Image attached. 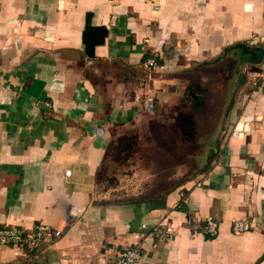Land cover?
<instances>
[{
  "label": "crops",
  "instance_id": "obj_1",
  "mask_svg": "<svg viewBox=\"0 0 264 264\" xmlns=\"http://www.w3.org/2000/svg\"><path fill=\"white\" fill-rule=\"evenodd\" d=\"M261 34L264 0H0V228L75 215L51 248L0 246V264H113L135 243L138 264H264ZM179 128L213 150L192 175L105 195L119 143ZM162 218L174 239L150 235Z\"/></svg>",
  "mask_w": 264,
  "mask_h": 264
},
{
  "label": "rangeland",
  "instance_id": "obj_2",
  "mask_svg": "<svg viewBox=\"0 0 264 264\" xmlns=\"http://www.w3.org/2000/svg\"><path fill=\"white\" fill-rule=\"evenodd\" d=\"M178 120L183 122L180 117ZM155 133L159 138L155 145H149L141 137L142 140L135 138L121 142L112 150L99 178L101 190L107 197L106 193L114 187H119V197L124 199H132L137 196L134 194L144 189L162 195L192 175L199 166V160H207L212 154L211 147L195 145L198 142L194 143L195 134L198 138L202 134L199 131L179 128L171 131L172 135L160 136L159 130Z\"/></svg>",
  "mask_w": 264,
  "mask_h": 264
},
{
  "label": "built area",
  "instance_id": "obj_3",
  "mask_svg": "<svg viewBox=\"0 0 264 264\" xmlns=\"http://www.w3.org/2000/svg\"><path fill=\"white\" fill-rule=\"evenodd\" d=\"M109 2H116L118 0H108ZM115 17L113 22H115ZM252 44L261 47L264 50V34L254 35L252 37ZM145 67L149 70L157 67L154 59H149ZM237 132H233V135ZM71 172L68 171L67 174ZM75 218L74 213L69 214L66 219V224L63 227H52L46 224H37L34 227L27 229L24 227H4L0 228V246L16 247L34 249L38 247L51 248L52 245L61 239L68 227ZM187 226L191 227L195 224V220H187ZM220 222L212 216L204 219L202 225L203 233L211 238L219 234ZM231 229L234 234L241 235L249 232L252 229V223L248 220H234L231 224ZM151 236L159 237L165 240H172L175 238V230L171 225H167L165 219L155 225L150 233ZM143 256V247L140 243H135L125 250L119 252L113 264H138Z\"/></svg>",
  "mask_w": 264,
  "mask_h": 264
}]
</instances>
